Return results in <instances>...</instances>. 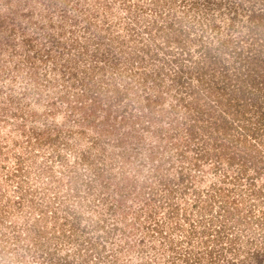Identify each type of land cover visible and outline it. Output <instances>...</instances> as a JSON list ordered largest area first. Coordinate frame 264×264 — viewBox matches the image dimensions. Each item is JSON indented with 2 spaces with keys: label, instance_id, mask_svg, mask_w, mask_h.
Wrapping results in <instances>:
<instances>
[{
  "label": "rangeland",
  "instance_id": "rangeland-1",
  "mask_svg": "<svg viewBox=\"0 0 264 264\" xmlns=\"http://www.w3.org/2000/svg\"><path fill=\"white\" fill-rule=\"evenodd\" d=\"M250 2L0 0V264H77L83 239L100 264H264L262 154H198L208 140L168 110L166 74L164 101L137 106L160 23L217 44Z\"/></svg>",
  "mask_w": 264,
  "mask_h": 264
},
{
  "label": "trees",
  "instance_id": "trees-1",
  "mask_svg": "<svg viewBox=\"0 0 264 264\" xmlns=\"http://www.w3.org/2000/svg\"><path fill=\"white\" fill-rule=\"evenodd\" d=\"M188 9L185 15L173 13L177 22L181 23L187 18L185 16L190 15ZM246 9L250 21L242 23L240 29L232 27L234 31L239 30L237 37L218 38L217 44H210L209 40L203 38L202 32H195L194 21L184 27H174L171 19L167 24L160 23L156 27L158 36L156 33L151 35L154 47L146 46L150 59L157 58L159 64L140 77L143 85L149 76L150 84L155 83L148 86L150 88L145 90L144 100L137 106L150 109L164 101L159 94L162 90L155 84H161L166 74L168 82L165 81L162 87L171 98L168 110L180 114V119L176 120L186 122L190 133H194L192 137L199 136L204 142L208 140L206 151L198 153L201 155L231 154L229 159L233 160L235 154H250L252 151L253 157L262 154L257 155V160L264 158V0H253V3L246 4ZM125 41L122 39V45ZM168 64L175 65L173 71L165 68ZM129 88L125 86L122 90L115 83L113 90L116 100H123L129 94ZM98 96H94L93 105L99 103ZM106 112V120L119 116L118 109L113 110L108 104ZM121 122H126V118ZM247 161L246 158L240 161L245 172ZM260 167L255 164V169L259 170ZM248 175L247 178L250 177ZM92 226L103 228L104 224L98 220ZM228 239L232 237L228 236ZM87 242L83 239L79 243L83 258L77 264H100V257L96 258L92 253L93 250L98 253L100 248L94 242ZM91 255L92 262L89 260ZM102 261L101 264H117V261L119 264H130L128 257L118 255L112 261L108 258Z\"/></svg>",
  "mask_w": 264,
  "mask_h": 264
}]
</instances>
